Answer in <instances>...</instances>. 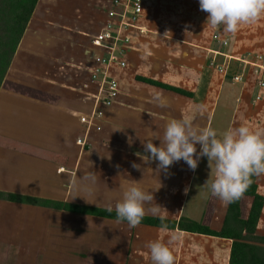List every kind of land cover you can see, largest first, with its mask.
<instances>
[{
	"label": "crops",
	"instance_id": "1",
	"mask_svg": "<svg viewBox=\"0 0 264 264\" xmlns=\"http://www.w3.org/2000/svg\"><path fill=\"white\" fill-rule=\"evenodd\" d=\"M147 1L149 4H144L143 15L137 23L139 29L126 33L130 39L125 46L126 66L111 69L118 80L119 94L111 106L102 108L103 116L98 121L100 130L91 127L88 132L80 117L89 115L93 109L96 84L90 80V73L95 57L105 53L93 46L92 39L104 29L113 0L37 1L0 87L1 192L106 209L112 204L114 210V205L122 198L123 186L137 180L145 190H153L161 184L153 193V204L163 207L166 219L185 217L184 200L198 175L199 164L193 172L181 160L170 167L169 174L157 173V162L146 164L139 156L146 155L143 142L153 134L162 135L166 123L173 118L188 116L196 125L211 127L223 95L225 101L229 99L233 105L227 130L245 122L249 124L255 110L252 105L258 104L252 100L256 92L253 93L249 69L244 82L232 83L230 76L215 68L222 63V57L214 52L254 60L259 55L264 66V16L240 25L235 33H225L223 26L212 28L206 23L208 14L200 10L199 0ZM217 39L226 40L227 48ZM211 60L214 66L210 65ZM234 64L237 71L242 66ZM148 79L177 88V91L149 83ZM157 94L167 98L168 107L154 103ZM116 128L123 130L113 131ZM129 136L133 138L131 145ZM79 138L85 140L84 146L77 145ZM153 142L159 144L158 140ZM133 162L140 164L142 170L133 168ZM102 165L109 169L110 180L99 183L94 170ZM214 167L209 170L211 179ZM81 169L94 175H87L84 186L88 188L87 194L94 196L92 203L64 197L69 195ZM103 170L106 171L104 167ZM205 177L200 173L201 179ZM93 184L103 189L97 193L103 195L102 198L89 190ZM205 189V204L200 219L195 221L219 230L226 206L212 196L207 187ZM0 204L14 209L57 211L87 221L121 225L129 230L125 229L121 238L130 239L139 249L142 264H152L145 246L149 241L159 239L167 243L172 235L177 237L169 245L174 246L176 264L188 259L194 264H202L204 259V264H228L231 241L227 239L143 224L130 228L127 222L23 203L0 200ZM218 208L221 211L217 213ZM263 214L264 207L257 232ZM147 216L159 217L151 213ZM185 218L192 220L193 217ZM128 232L130 238L125 236ZM202 237L215 239L222 250L210 254L185 253L184 244L177 242ZM178 246L182 251L176 250ZM209 260L211 263L207 262Z\"/></svg>",
	"mask_w": 264,
	"mask_h": 264
},
{
	"label": "rangeland",
	"instance_id": "2",
	"mask_svg": "<svg viewBox=\"0 0 264 264\" xmlns=\"http://www.w3.org/2000/svg\"><path fill=\"white\" fill-rule=\"evenodd\" d=\"M145 3L146 5L149 4L147 0H144ZM250 77L253 81V77ZM226 86L225 84L224 89ZM254 92H256L255 87H253ZM254 95L252 94V100ZM228 101L229 99L225 101L223 95L211 124V128L215 129L220 136L227 131L231 124L233 105L232 101ZM252 106L255 107V110L252 111L253 118L248 120L249 124L245 122L244 126H248L253 131L264 132V102H258L257 105ZM103 167L106 171L103 170ZM209 170L211 168L207 158H202L199 163L198 175L191 183L190 190L184 200L183 214L185 217L192 216L193 221L200 219V213L205 204L207 196L205 182L212 180V173ZM94 173L99 178V183L110 180L109 169L106 166L102 165V168L95 169ZM200 173H204L207 177L201 179ZM87 175L89 177L94 176L92 172L86 169L79 170L69 195L64 196L66 199H73L78 202L93 199L94 196H89L87 194L88 188L84 187L89 178ZM256 184L259 193L264 196V174L256 176ZM90 188L89 190L96 192V194L99 190L100 192L103 190L94 184ZM102 196L97 194V197L102 198ZM250 201V198H243V215L246 214ZM220 211L221 209L218 208L217 213ZM125 229L121 225H110L108 222L106 224L91 219L87 221L82 217L57 211L37 208L14 209L9 205L0 204V264H142L139 258V249L132 245L130 239L121 238L128 230ZM257 233L264 235V214ZM125 236L131 237L129 232ZM120 239L123 242H120ZM126 241L129 243L125 244ZM177 242L179 245L184 244L181 246L185 253L202 251L210 254L222 250L219 247L220 243L211 238L202 237L190 241L184 240V242L180 239ZM181 246L176 248L178 252H180ZM170 248L175 251L174 246ZM204 262L205 259L202 260V264ZM207 262L211 263L210 260ZM183 264H194V261L191 259L184 260Z\"/></svg>",
	"mask_w": 264,
	"mask_h": 264
},
{
	"label": "clouds",
	"instance_id": "3",
	"mask_svg": "<svg viewBox=\"0 0 264 264\" xmlns=\"http://www.w3.org/2000/svg\"><path fill=\"white\" fill-rule=\"evenodd\" d=\"M199 8L208 14V25L212 28L223 26L225 33H235L240 25L253 23L264 16V0H199ZM154 103L162 108L168 107L167 98L161 94L154 97ZM118 130L123 128L113 131ZM128 143H133L131 136ZM143 148L146 155H139L141 160L146 164L157 162V173L163 171L166 175L170 167L181 160L195 172L199 161L206 157L209 167L213 164L215 167L214 178L205 184L211 195L225 206L243 197L253 175L264 174V132L253 131L244 125L227 130L220 136L211 127L196 125L188 116L173 118L166 123L163 134H153L143 142ZM132 167L142 170L141 165L135 162ZM136 181L123 186L122 198L114 205L117 221H126L130 228H135L151 213L159 216L163 224L166 220L161 210L163 207L153 204V193L161 184L153 190H145ZM86 201L92 203L88 199ZM107 211H113L112 204L107 206ZM176 239L172 235L167 243L157 239L145 245L152 264H176L173 250L169 247Z\"/></svg>",
	"mask_w": 264,
	"mask_h": 264
},
{
	"label": "trees",
	"instance_id": "4",
	"mask_svg": "<svg viewBox=\"0 0 264 264\" xmlns=\"http://www.w3.org/2000/svg\"><path fill=\"white\" fill-rule=\"evenodd\" d=\"M37 1L0 0V87ZM136 79L139 80V76H136ZM146 81L177 91V88H173L172 86L149 79ZM251 179L252 183L243 197L226 205L222 225L219 230L210 229L206 225L189 220L183 216L178 220L166 219L162 224L159 217L146 215L140 224L168 229L177 228L178 230L190 233L227 239L231 241L228 264H264V235L257 233V226L264 207V196L258 191L255 181L256 175H253ZM243 198L251 199L245 215H243L242 211ZM0 200L117 221L115 210L108 212L106 208L84 204L1 191Z\"/></svg>",
	"mask_w": 264,
	"mask_h": 264
},
{
	"label": "built area",
	"instance_id": "5",
	"mask_svg": "<svg viewBox=\"0 0 264 264\" xmlns=\"http://www.w3.org/2000/svg\"><path fill=\"white\" fill-rule=\"evenodd\" d=\"M144 0H113V7L108 11V21L104 29L92 39L95 47L102 49L105 53L94 59V67L90 73V80L96 84L94 106L89 115L80 117V122L85 124L86 132L91 127L100 130L98 121L103 116V109L113 104L119 94L118 80L111 74L113 67L124 68L125 46L130 39L126 35L130 29H139L137 23L142 15ZM216 38V36H214ZM221 44L227 46L226 40H220ZM222 57V63L215 65L219 71L226 76L229 73L232 83H242L249 73L253 77V85L256 89L253 101H264V66L260 63L261 56L255 60L250 58H239L230 53L214 52ZM234 63L242 64L239 68ZM214 66V60L210 62ZM247 69L249 72L246 73ZM235 70V71H234ZM77 145L83 146L84 139H77Z\"/></svg>",
	"mask_w": 264,
	"mask_h": 264
}]
</instances>
